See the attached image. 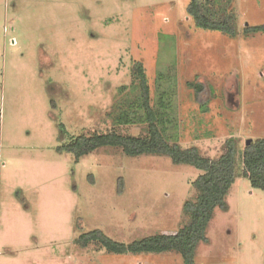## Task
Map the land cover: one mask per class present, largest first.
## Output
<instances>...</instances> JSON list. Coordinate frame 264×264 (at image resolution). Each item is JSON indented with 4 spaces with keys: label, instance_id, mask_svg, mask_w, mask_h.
Here are the masks:
<instances>
[{
    "label": "rangeland",
    "instance_id": "rangeland-1",
    "mask_svg": "<svg viewBox=\"0 0 264 264\" xmlns=\"http://www.w3.org/2000/svg\"><path fill=\"white\" fill-rule=\"evenodd\" d=\"M189 1L0 0V264H184L175 251L116 254L74 239L92 229L124 243L177 232L198 169L118 147L75 161L57 146L112 129V108L130 110L135 60L153 107L171 102L169 140L214 158L226 138L243 150L264 137V32L241 33L264 23V0H214L235 13V37L195 25ZM131 109L114 129L141 135L142 110ZM225 201L195 264H264V191L238 176Z\"/></svg>",
    "mask_w": 264,
    "mask_h": 264
},
{
    "label": "trees",
    "instance_id": "trees-1",
    "mask_svg": "<svg viewBox=\"0 0 264 264\" xmlns=\"http://www.w3.org/2000/svg\"><path fill=\"white\" fill-rule=\"evenodd\" d=\"M221 6L214 0H190L186 11L195 25L235 37L238 35L236 15L234 12H228L227 6L225 9ZM256 32H264V23L246 24L241 31L244 35ZM130 75V90L136 89L137 94L128 100L129 111L120 106L117 110L112 108L110 113L106 114L113 121V128L103 132L70 136L57 146V151L68 153L78 161L99 148L118 147L127 156L162 155L174 164L193 166L201 173L192 181L196 192L195 199L185 201L182 206L183 211L188 214V220L173 234L148 235L130 243L116 241L100 229L82 232L74 242L80 247L96 244L116 254L175 251L181 255L184 264H195L194 256L198 246L208 241L207 228L214 218L215 211L227 209L225 196L235 179L244 176L252 188L264 191V137L252 140L243 150L238 148L235 138H226L220 155L214 158L201 154L196 146L182 147L178 141L169 140L164 134L165 124L172 120L168 116L173 108L170 101L163 104V98L159 100L161 106L153 107L148 73L144 64L133 61ZM187 86L193 87L196 93L203 89V84L195 81L187 82ZM125 88L126 85H121L118 89L121 92ZM134 104H138L142 110V115L137 119L145 123L143 134L123 133L114 129V126L128 124L133 120L129 118V113H133L131 108ZM59 127L64 133L65 126L59 123Z\"/></svg>",
    "mask_w": 264,
    "mask_h": 264
},
{
    "label": "water",
    "instance_id": "water-1",
    "mask_svg": "<svg viewBox=\"0 0 264 264\" xmlns=\"http://www.w3.org/2000/svg\"><path fill=\"white\" fill-rule=\"evenodd\" d=\"M251 142H252V140H251V139H248V140L246 141V145L250 144Z\"/></svg>",
    "mask_w": 264,
    "mask_h": 264
}]
</instances>
